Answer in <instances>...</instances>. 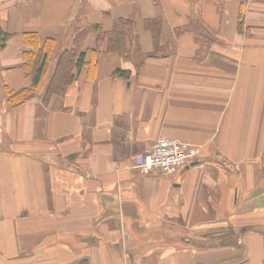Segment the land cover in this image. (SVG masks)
<instances>
[{
	"label": "crops",
	"instance_id": "1",
	"mask_svg": "<svg viewBox=\"0 0 264 264\" xmlns=\"http://www.w3.org/2000/svg\"><path fill=\"white\" fill-rule=\"evenodd\" d=\"M130 17L126 55L99 45ZM195 20L213 35L183 29ZM93 25L84 66L45 100L60 53ZM31 32L55 47L13 107ZM160 135L198 159L136 168ZM0 264H264V0H0Z\"/></svg>",
	"mask_w": 264,
	"mask_h": 264
},
{
	"label": "trees",
	"instance_id": "2",
	"mask_svg": "<svg viewBox=\"0 0 264 264\" xmlns=\"http://www.w3.org/2000/svg\"><path fill=\"white\" fill-rule=\"evenodd\" d=\"M135 18H118L114 22V26L110 31H101L98 36V43H105L106 50L118 51L123 55L128 53L126 39L132 34ZM243 22H241L242 25ZM161 18H152L145 20V26L149 29L157 42L161 35ZM98 26L79 28L74 33V44L71 48L64 49L55 65L51 74L50 82L45 93V100H49L55 94H65L69 85L75 78V69H81L85 64L86 51L83 50L86 37ZM183 29L190 30L196 35H201V31H205L207 35L212 36L213 31L205 26L201 21H190L189 25ZM181 29H178L180 31ZM26 44L33 45V50L24 53L25 68L31 79L29 87L20 90L7 88L9 101L13 107H16L36 96L37 89L43 82L52 59V52L55 47V41L48 38L42 47H39L38 34L31 32L24 34ZM6 35H4L5 39Z\"/></svg>",
	"mask_w": 264,
	"mask_h": 264
},
{
	"label": "built area",
	"instance_id": "3",
	"mask_svg": "<svg viewBox=\"0 0 264 264\" xmlns=\"http://www.w3.org/2000/svg\"><path fill=\"white\" fill-rule=\"evenodd\" d=\"M198 157L199 149L196 145L160 135L152 146L146 147L136 156L135 166L142 171H160L167 175L178 172Z\"/></svg>",
	"mask_w": 264,
	"mask_h": 264
}]
</instances>
